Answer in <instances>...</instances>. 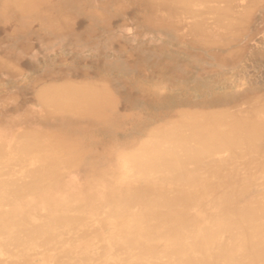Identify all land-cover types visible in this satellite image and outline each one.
I'll list each match as a JSON object with an SVG mask.
<instances>
[{
    "label": "bare ground",
    "instance_id": "obj_1",
    "mask_svg": "<svg viewBox=\"0 0 264 264\" xmlns=\"http://www.w3.org/2000/svg\"><path fill=\"white\" fill-rule=\"evenodd\" d=\"M0 264H264V0H0Z\"/></svg>",
    "mask_w": 264,
    "mask_h": 264
}]
</instances>
